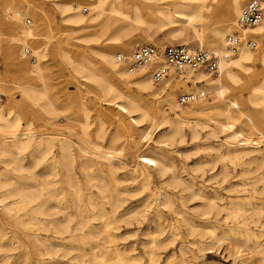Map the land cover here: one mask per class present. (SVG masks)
I'll use <instances>...</instances> for the list:
<instances>
[{"label": "rangeland", "instance_id": "obj_1", "mask_svg": "<svg viewBox=\"0 0 264 264\" xmlns=\"http://www.w3.org/2000/svg\"><path fill=\"white\" fill-rule=\"evenodd\" d=\"M84 1L0 0V104H6L12 94L14 109L20 110L27 103L22 87H41L29 72L34 57L15 64V60L20 62L22 47L7 42L15 34L6 28L5 9L10 4L20 12L26 9L30 28L45 41L42 63L50 75L45 81L50 96L60 88L63 95L72 97L70 104L57 103V107L80 127L86 124L88 139L94 144L88 146L64 126L50 128L39 121L31 142L21 151L13 152L10 141L3 145L0 264H113L119 257L123 264H260L255 247L259 243L264 247V127H259L264 123V105H251L247 88L260 82L264 64L255 61L240 85L224 82L222 99L212 103L217 108L203 115H188V105H176L180 94L190 92H183V84L192 85L186 79L175 88L173 97L170 90L155 98L136 95L131 92L136 91L133 85L123 83L130 94L128 101L140 109L127 112L125 127L119 128L107 116L113 106L103 101L91 81H82L71 72L67 58L56 49L61 45L73 55L82 54L88 65H97L99 52L113 50L119 42L161 48L178 44L183 38L173 27L157 25L149 30L147 26L162 19L157 10L172 9L174 2L121 0L117 7L123 15L109 16L104 30L93 37L82 30L98 24L88 12L81 23L69 22L56 5ZM105 1V9L110 10L113 0ZM214 9H202V19L195 21L205 38L213 37L218 23ZM21 25H26L24 20ZM185 39L190 49H197L192 31L188 30ZM260 46L257 42L252 52L258 54L264 48V37ZM203 50L213 52L207 47ZM204 74L217 78L216 73ZM77 88L82 103L73 96ZM205 92L202 102L213 100L207 99L214 93ZM222 108L231 111L236 130L241 132L246 131L244 119L256 116L259 125L250 139L261 134L259 146H239L228 133L215 128L212 120L224 119L218 115ZM104 152L113 158L107 160ZM141 156L156 165L141 162ZM108 189L117 196L114 208ZM58 205L59 210L54 208Z\"/></svg>", "mask_w": 264, "mask_h": 264}, {"label": "bare ground", "instance_id": "obj_2", "mask_svg": "<svg viewBox=\"0 0 264 264\" xmlns=\"http://www.w3.org/2000/svg\"><path fill=\"white\" fill-rule=\"evenodd\" d=\"M147 1L159 3L165 0ZM105 2V0H85L83 4H73L71 2H64L56 3V5L59 9V12L65 17V20L69 22L81 23L84 18V12H88L90 20L95 21L98 24L92 26L91 28H83L82 30H84L86 33L90 32V35L95 37L97 31L104 30L109 16L123 15L121 10L117 7L118 5H120L121 0H113V6L110 10L105 9ZM172 2H174L172 9H168L166 7L164 9L157 10L158 13L161 15L162 19L159 20L157 23H147V26L149 27L148 29L150 30L153 26L157 25L160 27L171 26L173 27L172 31H174L179 37L183 38V40L178 44L185 46L187 45V47L190 46V43L187 42V40L185 39V35L188 33V30H190L192 31V34L195 39L194 45L197 48L193 50H203V48L207 47L213 50L216 55H222L224 52V40L227 35L237 33L244 38L247 37L252 39L256 44L258 42L259 46L261 44L262 38L264 37V16L262 17V20L252 28L243 30L237 25V19L240 15V11L244 7L247 0H172ZM218 2L221 3L218 7H216L215 4H217ZM262 2V7L264 10V1ZM213 8H216L214 9L215 11H213V15L218 17V23L214 28L213 37L205 38L203 36L202 30L196 26L195 21L202 19V9L211 11L213 10ZM5 10L8 19V24L6 28L7 30L12 29L15 32V34L11 35L9 37L10 39L7 40V42L10 43V45H8H20L22 47V51L20 53V62L15 60V57L13 56L15 64L16 66H18V63L20 65H22V63L25 64L26 61L24 60V58L28 57L25 53V49L31 51L32 57H34V59L29 61L31 69L30 71H28L31 74H35L36 79L41 82V87L37 88L33 85H26L22 87V96L26 98L27 103L24 102L26 103V107L23 106L20 110L17 109L15 111V102L12 94L7 99L6 104H0V149L4 150L3 145H5L7 141H10L14 149L13 152L17 153L21 151L26 145L31 142L33 138V130L35 129L36 125H39V121H43V123L49 125L50 128L64 126L74 131L78 139H82L88 146L91 145L92 147H94V144L89 141L88 135L85 131L86 124H83V126L80 127L71 119H67V116H63L62 110L57 107V103L70 104L72 102V97L69 95L67 96L66 94L63 95V91L59 90L60 88L53 90L52 96H50V86L45 82L46 80L50 79V75L48 73L47 68H45L42 63V59L46 57L43 50L45 41L37 34L35 30L30 28L31 24L28 26L26 24L24 27H22V20H24L25 23L27 21L25 19V17L28 15L26 9L23 12H20L19 9H14V7L10 6L9 4V7ZM135 15H138L140 17L139 10H136ZM136 44H138L137 46H140V43H134L132 41H130L127 46H124L123 42H119L113 50H105L104 52H99V61L97 60V65H88L82 54L73 55L70 50L66 49L61 45H59L56 49L59 56H65L67 58V63L70 66L71 72L78 74L82 81H91L93 85L99 90L103 101H108V103L113 106V109L107 114V116L109 119L114 120L119 128L125 127V114L127 112L140 109L139 107H137V105H134L129 102L130 94L125 90L123 83H126L129 86L133 85L136 91L131 92L133 94L135 93L136 95L146 94L148 95V97L155 98L161 96L167 90H170L168 94H171V96L173 97L175 95V88L179 84H181V80L186 79L185 82L189 83L190 81L192 85L189 87L183 84V92H196L199 91V89L201 88L204 89L202 91L208 90V92L214 93V96H211L207 99L213 100H210L207 103L202 102L205 101L206 97H204L188 104V115H203L206 112L213 111L217 108L215 106L216 104L214 105L212 103L214 102V100L216 101L222 99V96L225 93V87L222 85L224 82H230L236 85H240L243 83L244 73L250 71V68L255 61L258 60L259 62L264 64V48H260V52L256 54L252 52L253 49L245 47L240 49L234 56L229 58V60L222 59L220 61L218 70L216 72V79L210 78L211 76L204 77V73L206 72L204 70H197L195 72H189L184 79L177 78L174 74L170 73L168 77H166L163 81L159 83H154L149 77V67H145L137 72L130 73L128 72L125 66L119 65L115 62V57L117 55L114 54L115 51L120 52L118 54H130L133 50V45L136 46ZM254 51H257V49H255ZM260 82L261 84H259ZM260 82L257 84L250 83L249 87L247 88L248 100L254 107H260L264 105V74L262 75ZM158 84L159 88H156L155 85ZM1 92L2 89H0V93ZM73 96L75 100H77L79 103H82L83 96L81 89L77 88V92ZM123 100H129V104H122L121 102ZM176 105L178 107H181L177 101ZM25 109H27L28 113H24ZM219 112L220 113H218V115L223 116L224 119L212 120V124L217 130H221L222 132L228 133L229 139L233 143H239V146H247L248 144L253 146H259L261 139L263 138L261 134H258L255 139H250L251 132L253 130H256L257 125H259L258 119L256 120L255 115L247 116L244 119L243 123L245 125L246 131L241 132L239 130H236V127L233 123L234 121H236V118L232 115L231 111L228 108H222V110ZM158 113L160 115L163 114L159 110ZM259 127L263 128L264 123L259 125ZM176 128L177 131L181 129L180 122L176 123ZM99 149L108 150L107 148L101 146L99 147ZM103 154L107 155L106 157H104L107 160L113 158L110 152H104ZM140 161L151 166L156 165L153 160L149 159L146 156H141ZM110 191L112 207L114 208L116 206L117 196L116 193H114L112 190ZM48 192L51 196H53L51 190H49ZM54 208L59 210L61 206H54ZM255 251L260 255L258 258V262L260 264H264L263 245H261L260 243L257 244L255 247ZM93 257L96 256L94 255ZM113 264H123V260L119 257L117 258V261Z\"/></svg>", "mask_w": 264, "mask_h": 264}, {"label": "built area", "instance_id": "obj_3", "mask_svg": "<svg viewBox=\"0 0 264 264\" xmlns=\"http://www.w3.org/2000/svg\"><path fill=\"white\" fill-rule=\"evenodd\" d=\"M263 0H247L237 19L239 28L245 30L256 26L263 17ZM30 25V20L26 21ZM254 49L256 43L250 38H244L237 33L227 35L224 40V52L216 55L204 50L189 49L185 45L167 44L161 47L154 45L136 46L130 54H117L115 62L126 67L128 72H137L149 67V77L154 83L163 81L170 73L177 78L184 79L189 72L204 70L208 74H215L220 61L229 60L242 48ZM28 58H33L31 51L25 49ZM191 84V83H189ZM207 96L205 91L180 94L177 102L180 106L202 99Z\"/></svg>", "mask_w": 264, "mask_h": 264}]
</instances>
